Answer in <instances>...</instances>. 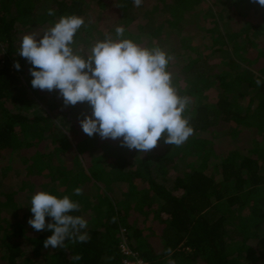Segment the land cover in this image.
Masks as SVG:
<instances>
[{"label": "trees", "instance_id": "obj_1", "mask_svg": "<svg viewBox=\"0 0 264 264\" xmlns=\"http://www.w3.org/2000/svg\"><path fill=\"white\" fill-rule=\"evenodd\" d=\"M203 1L0 0V164L23 171L12 190H2L0 177V264H126L136 257L147 264H264V83L256 84L264 80V7L226 0L244 6L250 22L242 25L235 13L224 48L197 19ZM90 4L99 11L84 19L73 48L86 51L120 25L126 38L163 49L179 95L191 100L183 115L193 134L185 143L166 144L162 135L143 153L120 139L89 137L80 125L92 114L87 102L64 106L58 90L32 87V66L17 54L23 35L40 34L62 16L86 17ZM76 187L82 195H73ZM39 191L79 202L74 214L88 221L87 243L45 249L51 230L7 221L6 208L28 221ZM124 236L134 255L123 250ZM77 254L82 259L74 261Z\"/></svg>", "mask_w": 264, "mask_h": 264}, {"label": "clouds", "instance_id": "obj_2", "mask_svg": "<svg viewBox=\"0 0 264 264\" xmlns=\"http://www.w3.org/2000/svg\"><path fill=\"white\" fill-rule=\"evenodd\" d=\"M264 7V0H252ZM143 0H133L140 7ZM49 16H54L49 9ZM85 24L77 15L62 16L40 34H25L17 54L30 64L34 89L58 90L64 106L87 102L92 114L81 119L82 131L89 137L120 139L121 145L139 152H149L164 136V143L180 146L193 134L183 115L191 103L181 96L167 70L171 59L159 46L143 47L126 38L123 26L115 27V36L105 33L86 51L73 48L74 36ZM14 67L21 65L16 61ZM264 80L257 79L260 86ZM83 190L76 187L73 195ZM33 214L28 224L37 232L51 230L45 249H66L68 243H87L88 221L74 213L80 204L70 196L49 191L35 193L30 202ZM46 216L51 222H46ZM169 257L172 249L166 250ZM74 261L82 259L73 255ZM168 264H176L172 259Z\"/></svg>", "mask_w": 264, "mask_h": 264}, {"label": "rangeland", "instance_id": "obj_3", "mask_svg": "<svg viewBox=\"0 0 264 264\" xmlns=\"http://www.w3.org/2000/svg\"><path fill=\"white\" fill-rule=\"evenodd\" d=\"M144 1H147V0H144ZM197 6H198L197 19L200 20L202 26H205L210 29V32H208L207 37L209 38L210 37L209 35H212V34L215 35L217 38V42H216L217 45H220L222 47H224V43L228 42V38L225 33L226 27L228 29L232 28L230 24V20L234 18V16L236 15L235 13L241 14V19L243 20L241 21L242 25L250 22V20H248L250 19V17L249 15L246 16L247 9L244 6H241V5L236 6L231 2H227L226 0H205ZM85 10H86L85 11L86 13L84 16L86 17H82L83 19L90 17L93 12H95L96 14L99 11V8L98 6H92V4H90V6H85ZM212 45L214 44L211 43V45H207V48H209L210 52L213 50L211 48ZM231 45H233L232 42L229 48H231ZM240 91L241 89L239 87L238 89H234V93H233L234 97L237 98L238 92ZM42 103H43L42 108L49 109L46 102H42ZM55 119H56L57 124L61 123L59 118L55 117ZM65 131L67 132L66 129ZM70 140L71 142H73L74 141L73 137H70ZM11 162L13 165H15L13 160ZM1 163L2 165L0 164L1 165L0 177L2 179V190L6 191V190L15 189L16 187L17 188L20 187L22 184L21 178H22L23 171L15 170L13 167H10L9 165L6 166V161L5 163L3 162ZM168 185H171V184L168 183ZM26 202L27 200L25 198L20 200V204H22V207L25 208L23 209V212L27 211L26 206L28 205ZM3 216L6 217L7 221L12 222L13 224L14 222H20L21 224L23 223L28 224V221L23 219L22 215H20L19 212H16L15 210H9V208L5 209ZM34 264H37V263L34 262Z\"/></svg>", "mask_w": 264, "mask_h": 264}, {"label": "built area", "instance_id": "obj_4", "mask_svg": "<svg viewBox=\"0 0 264 264\" xmlns=\"http://www.w3.org/2000/svg\"><path fill=\"white\" fill-rule=\"evenodd\" d=\"M122 232H125V228H123L122 229ZM123 240H124V242H123V244H122V248H123V250L126 252V253H128V254H133L134 255V253H132V251L128 248V246H127V244H126V238H125V236L123 237ZM125 263L126 264H147L146 262H144L142 259H139V258H134V259H132V260H126L125 261Z\"/></svg>", "mask_w": 264, "mask_h": 264}]
</instances>
